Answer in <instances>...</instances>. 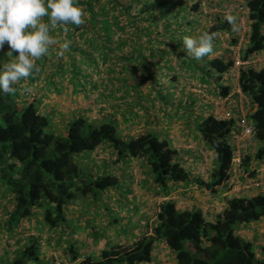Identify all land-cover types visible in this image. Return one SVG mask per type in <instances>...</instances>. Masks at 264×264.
Segmentation results:
<instances>
[{"label": "trees", "instance_id": "1", "mask_svg": "<svg viewBox=\"0 0 264 264\" xmlns=\"http://www.w3.org/2000/svg\"><path fill=\"white\" fill-rule=\"evenodd\" d=\"M200 1L202 0H189L186 4H178L179 9L183 10L179 13L180 20L173 23L164 21L169 11L165 9L164 0H158L155 4L152 0H141L140 11H147L146 15L129 18L125 12H121L120 19L115 11V8L122 6L118 0H114V6L111 3L105 5V2L98 0H79L80 6L90 13V18H86L85 25L79 28L70 25L69 33L77 31V35L95 34L111 27L122 29L132 24L141 27L136 28V33L144 29L149 30L150 27H155L156 31L167 29V25L170 26L171 32H175L190 21L188 17L195 14L207 19L204 32L217 34L220 30L232 31L224 19V13L219 10L204 11ZM220 1L203 0L208 5L215 2L218 4ZM238 4L243 7L242 17L248 24L238 55L241 60H247L264 47V0H239ZM110 9H113V12H109ZM234 15L238 17L237 14ZM139 21L141 23H138ZM88 23L93 25L88 26ZM160 23H163L161 27ZM238 39V34H235L227 41L235 44ZM100 43L106 46L103 40ZM73 52L79 55V59L84 58L75 46L68 54ZM3 55L4 53L0 52V65L3 64ZM73 56L75 55L70 54L67 59L70 61ZM86 56L91 58L85 54ZM202 60L201 66L205 67V71L212 70L215 75L218 96L228 94L232 82L227 73L233 57L228 55L224 59L220 54H214ZM220 80L222 82H219ZM235 81L239 91L230 94V117L218 116L220 107L212 106L197 122L201 139L214 151L216 166L209 169L207 179L198 177L196 181L211 192L217 187L222 188L235 174L243 177L242 173H245L246 178L257 179L253 174L255 163L264 162V63L250 61L238 64ZM19 95L21 94L18 91L7 96L0 92V164L5 163L9 170L5 180L11 193L12 204L7 213L10 214L9 217H16L17 223L21 222V218L27 219L31 216L34 206L41 205L42 221L48 227L60 229L65 218L64 206L73 196V190L84 195L117 185L118 175L101 172L102 169L93 177L81 175L79 166L73 159L75 153L83 150L97 148L98 153L102 143L111 145L114 161L125 155L145 156L151 181L160 185L155 191L161 192L162 195L169 189L167 181L190 179L189 172L180 161L174 159V149L166 139L153 132L142 131L123 139L115 133L112 122L101 121L91 125L85 116L79 114L67 122L62 134L56 135L45 131L48 117L39 110L37 103L33 102L34 97L28 98V93H25L21 95L25 98L19 102ZM239 105L245 107L248 121L253 124V138L256 144L251 154L243 155L238 165L232 169L231 156L238 134ZM251 157L253 161L250 162ZM201 163L204 164L205 160ZM3 175L4 173L1 176ZM75 178L78 179V184L74 183ZM219 207V210L214 211L211 218H208L198 204L179 207L173 199H161L154 210V218L145 224L150 232L144 230L127 243L122 239L116 240V236L114 238L112 235L111 239L105 241L108 244L99 249L95 257L90 254H82L80 257L73 245L68 244L67 260L69 264H140L152 258L153 242L155 239H161L172 253V264H264V243L258 248L263 257H256L255 244L234 229L236 223H251L264 218V189L259 188L249 194L238 192L229 197L224 196ZM122 228L125 229L124 224ZM38 247L36 236L29 234L19 250L14 252L4 247L0 264H29L31 260L36 261L39 258ZM48 264H52L51 254Z\"/></svg>", "mask_w": 264, "mask_h": 264}, {"label": "rangeland", "instance_id": "2", "mask_svg": "<svg viewBox=\"0 0 264 264\" xmlns=\"http://www.w3.org/2000/svg\"><path fill=\"white\" fill-rule=\"evenodd\" d=\"M98 1L105 2V5L111 3L113 6L116 3L114 0ZM118 1L122 5L115 8L119 19L121 12H125L129 18L147 13L140 11L141 0ZM157 1L152 0L153 4ZM188 1L164 0L165 9L169 10L164 21L178 22L179 13L183 10L179 9L178 4H186ZM238 1L221 0L212 5L200 1L204 11L219 10L224 14L231 11L238 15L239 31H218V36L213 41L212 55L220 54L226 59L228 55L236 53L231 52V43L227 40L231 35L238 34L241 42L248 26L242 17L244 9ZM109 12H113V9ZM188 18L190 21L187 20L188 23L175 32H171L167 25V29L158 28L156 31L155 27H150L149 30L138 31V34L136 28L141 27L132 24L122 29L111 27L95 34L77 35V31L68 33L67 39L72 41L70 50L75 46L84 58L79 59V55L73 52L70 54L75 56L69 61L68 51L63 57H58L57 45L50 49L47 56L36 61L39 71L34 72L27 81L22 80L15 85L16 91L25 95L28 93L25 85L31 87L32 92L28 93V98L34 97L33 102L48 117L45 131L62 134L67 122L79 114L85 116L91 125L101 121L112 122L115 133L123 139L142 131H150L166 139L174 149V159L180 161L190 176H195L194 171L200 174V168L205 171L204 164L200 163L203 158L210 168L216 166V160L213 149L201 139L197 122L211 110L219 93L212 70L205 71V67L201 66L203 60L193 59L183 46V38L203 33L208 21L196 14ZM163 23H160V27ZM91 25L93 23H88V26ZM53 35L60 43L64 42L65 36L58 28ZM102 40L106 43L105 47L100 43ZM7 50L6 45L4 51ZM85 54L91 58L88 59ZM6 59L3 55V63ZM249 60L256 62L254 57ZM21 95L18 97L19 102L25 98ZM186 143H190V146H185ZM252 147L254 148L253 145L248 146L245 154H251ZM98 150L105 151L102 157L95 156L97 148L73 155L80 174L93 177L102 169L101 172L118 175L119 181L117 185L105 190H94L90 194L83 195L73 190V196L64 206L65 218L60 229L47 227L42 221L41 205L34 206L37 209L27 219L21 218L19 221L22 222L17 223L16 217H9L7 210L12 199L5 180L9 170L5 163L0 164V255L3 254L4 247L14 252L19 250L26 242L27 235L32 234L39 243V258L29 261V264H48L50 254L52 264H69L68 244L73 245L80 257L82 254L95 257L98 250L108 244L105 241L111 239L110 236L115 238L113 233L116 230L121 231L120 235L125 243L144 231L146 222L153 218L158 200H151L152 197L147 196V192L155 186L160 187L151 181L145 156L125 155L118 161H111V145H101ZM249 160L251 162L253 158ZM104 163L107 164L101 167ZM134 164L144 171L143 180L149 178L148 184L143 182L141 186L143 191L138 190L141 195L137 198L131 197L128 192L134 183V176L131 174ZM189 180L167 181L166 185L179 183L184 186ZM74 183H79L77 178ZM217 189L216 191H221L220 187ZM203 194L207 193H200ZM192 201L200 202L197 198L191 199ZM234 229L255 244V256L262 258L263 253L258 248L264 243V218L251 223H236ZM151 256L148 262L140 264L167 263L172 258L170 251L158 240L154 241Z\"/></svg>", "mask_w": 264, "mask_h": 264}, {"label": "clouds", "instance_id": "3", "mask_svg": "<svg viewBox=\"0 0 264 264\" xmlns=\"http://www.w3.org/2000/svg\"><path fill=\"white\" fill-rule=\"evenodd\" d=\"M86 18H90V13L80 6L79 0H0V52H3L7 58L0 65V92L5 96L14 94L17 90L15 85L22 80L27 81L33 76L34 72H38L36 61L47 56L53 47L58 45L57 56L63 57L69 51L72 43L71 40L67 39V34L71 30L69 26L75 25L79 28L85 25ZM224 19L233 32L239 31L238 17L236 15L229 11L225 14ZM57 28L61 29L65 36L63 43H60L53 35ZM216 36L215 32L208 31L199 35L185 36L183 38V46L189 56L200 61L204 57L213 54V41ZM6 45L8 50L5 52ZM253 57L256 58V56ZM25 91L30 93L32 89L25 85ZM213 107L216 106L213 104ZM253 143L256 144L254 138L247 144L242 156L246 153L247 147H251ZM111 160H113V157ZM131 174L134 176L133 173ZM133 180L135 181V178ZM235 183L229 180L225 185L232 190V186ZM255 186L264 189V182L261 181L260 184ZM169 189L163 195L161 192L152 189L147 192V196H151L153 201L158 199V204L161 199H173L174 194ZM160 191H162V187ZM152 217L154 218V214ZM144 230V232H150L149 227H145ZM155 240L164 244L161 239ZM165 247L167 248V246ZM170 254L172 253L170 252Z\"/></svg>", "mask_w": 264, "mask_h": 264}, {"label": "crops", "instance_id": "4", "mask_svg": "<svg viewBox=\"0 0 264 264\" xmlns=\"http://www.w3.org/2000/svg\"><path fill=\"white\" fill-rule=\"evenodd\" d=\"M255 56H256V63H264V47L261 49L260 52H257V54ZM217 107H219V106H217ZM101 145H103V143ZM101 145H100V147H101ZM253 145H255V144L253 143ZM185 146L189 147L190 143H186ZM104 153H105V151L102 150V152H100V150H99L98 153L95 154V156H97V157L101 156L102 157L104 155ZM112 157H113V155L111 156V158ZM196 164L198 165V163H196ZM205 165H204L205 171H203L202 168H200V171H201L200 174H196V171H194L195 176H193V175H192L193 177L190 176V180L188 181V183L186 185L181 186L179 183H176V184H172L171 186H169V188H170L169 191H172V193L174 194L173 199H174V202L176 203V206L190 207L191 204H198V206L201 207L205 216L208 218H211V214L214 211L219 210V208H220L219 204L221 203L224 196H229L230 193H234V192L235 193L240 192L243 194H249V193H252V191H254L256 189H259L258 186H255V185L253 186L252 177L246 178V176H245L246 174L240 172V173H242L243 177L242 176L238 177L235 174L233 176V179H232L233 182H236L232 186V190H234V192H232V190L230 188H227L226 185H224L221 188V191L215 190V191L211 192V191L207 190L206 188H204L203 185L197 183V181H196V178H198V177L203 179V180L208 178L207 174H208L210 167L207 164H205ZM132 167H133V169H132L131 173L134 174L135 181H134V183H132V187H131V189H129L128 192H129V195H132V197L134 195L137 198L138 195H141V193L138 190L140 189L143 191V188H141V186H142V184H144L143 182L148 183L149 178H147V180L144 181L143 180V177H144L143 172L144 171H141L138 167H136L135 164ZM253 174L255 175V178H257L254 180H259V181L264 182V162L262 164L255 163V172ZM156 187L157 186H155L154 189H156ZM204 192H206L208 195L207 194L200 195V193H204ZM201 196L204 198L200 199ZM193 198H197V200L200 202L199 203H197L196 201L191 202V199H193ZM120 232L121 231L116 230L114 233V235L117 237L116 240H119V241H121V239L123 237L120 235ZM55 237H57V236H55ZM122 241H123V239H122ZM163 262L166 263V261H163ZM172 262H173V260H171L167 263L172 264Z\"/></svg>", "mask_w": 264, "mask_h": 264}, {"label": "built area", "instance_id": "5", "mask_svg": "<svg viewBox=\"0 0 264 264\" xmlns=\"http://www.w3.org/2000/svg\"><path fill=\"white\" fill-rule=\"evenodd\" d=\"M239 46H240V39H238V41L235 44H231L229 46V49L231 50V52L236 51L235 54H232L233 62L231 66L229 67L228 73H227L230 81L232 82L231 91L224 96L218 97L214 101V105L219 106L221 109L220 114L217 113V115L222 118L229 117L231 115V110L228 105V103L230 102V94L232 92L239 91L237 83L235 81L236 76H237V65L240 63L250 62L249 59L241 60L239 58V55H238ZM238 108L240 110V113L238 115V126H237L238 135L235 140L234 148H233L232 156H231L232 169H234V167L237 166L238 163L240 162L242 154L244 153L247 144L252 141L253 133H254L253 124L248 121V117L245 114V111H244L245 107H242V105H239ZM260 183L261 181H257V180L252 181L253 185H258Z\"/></svg>", "mask_w": 264, "mask_h": 264}]
</instances>
